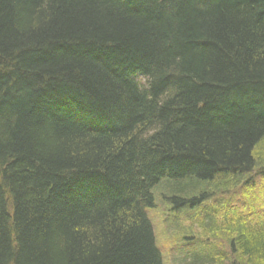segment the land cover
Masks as SVG:
<instances>
[{"label": "trees", "instance_id": "obj_1", "mask_svg": "<svg viewBox=\"0 0 264 264\" xmlns=\"http://www.w3.org/2000/svg\"><path fill=\"white\" fill-rule=\"evenodd\" d=\"M160 194L264 264V0H0V264H168Z\"/></svg>", "mask_w": 264, "mask_h": 264}, {"label": "rangeland", "instance_id": "obj_2", "mask_svg": "<svg viewBox=\"0 0 264 264\" xmlns=\"http://www.w3.org/2000/svg\"><path fill=\"white\" fill-rule=\"evenodd\" d=\"M158 191L161 190L158 189ZM164 196L165 194L158 195V203L155 208L149 210V214L153 220L154 227L156 228L158 245L160 249L164 252L167 263L175 264V248L173 242L177 238H179L177 235L181 234L176 233L177 231L175 229H171L168 223H166L168 217V206L163 203ZM170 231L174 233L173 235L175 236L169 234ZM167 237H175V239L172 242H168Z\"/></svg>", "mask_w": 264, "mask_h": 264}]
</instances>
